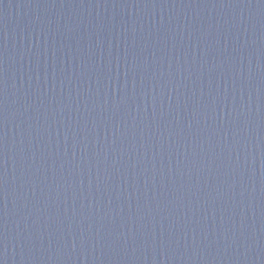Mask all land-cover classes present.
Here are the masks:
<instances>
[{
    "label": "water",
    "instance_id": "water-1",
    "mask_svg": "<svg viewBox=\"0 0 264 264\" xmlns=\"http://www.w3.org/2000/svg\"><path fill=\"white\" fill-rule=\"evenodd\" d=\"M0 264H264V0H0Z\"/></svg>",
    "mask_w": 264,
    "mask_h": 264
}]
</instances>
